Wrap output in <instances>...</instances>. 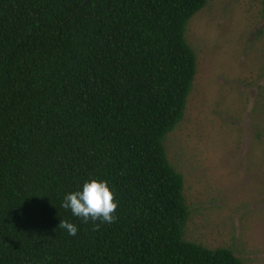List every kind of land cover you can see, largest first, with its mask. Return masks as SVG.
I'll return each instance as SVG.
<instances>
[{"label":"trees","instance_id":"trees-1","mask_svg":"<svg viewBox=\"0 0 264 264\" xmlns=\"http://www.w3.org/2000/svg\"><path fill=\"white\" fill-rule=\"evenodd\" d=\"M83 1L0 0V264H245L184 238L164 148L196 73L187 24L207 0ZM92 179L117 203L98 228L62 207Z\"/></svg>","mask_w":264,"mask_h":264},{"label":"rangeland","instance_id":"rangeland-1","mask_svg":"<svg viewBox=\"0 0 264 264\" xmlns=\"http://www.w3.org/2000/svg\"><path fill=\"white\" fill-rule=\"evenodd\" d=\"M185 38L196 73L164 141L183 176L184 238L264 264L263 0H207Z\"/></svg>","mask_w":264,"mask_h":264},{"label":"clouds","instance_id":"clouds-1","mask_svg":"<svg viewBox=\"0 0 264 264\" xmlns=\"http://www.w3.org/2000/svg\"><path fill=\"white\" fill-rule=\"evenodd\" d=\"M64 209H70L72 215L81 218L84 223L92 221L98 228L96 221L112 223L116 216L117 203L114 194L105 181L92 179L85 181L82 190L70 192L64 196L62 203ZM59 228L65 229L69 235H76L77 226L66 220H61Z\"/></svg>","mask_w":264,"mask_h":264},{"label":"water","instance_id":"water-1","mask_svg":"<svg viewBox=\"0 0 264 264\" xmlns=\"http://www.w3.org/2000/svg\"><path fill=\"white\" fill-rule=\"evenodd\" d=\"M86 1H87V0H84V1L82 2V4L85 3Z\"/></svg>","mask_w":264,"mask_h":264}]
</instances>
